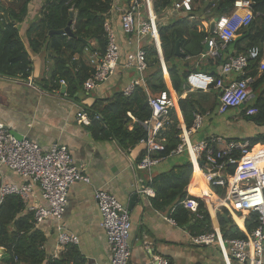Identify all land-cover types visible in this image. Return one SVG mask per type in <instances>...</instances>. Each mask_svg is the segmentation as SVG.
Here are the masks:
<instances>
[{
	"label": "built area",
	"instance_id": "1",
	"mask_svg": "<svg viewBox=\"0 0 264 264\" xmlns=\"http://www.w3.org/2000/svg\"><path fill=\"white\" fill-rule=\"evenodd\" d=\"M123 1L114 0L110 14L107 16L105 31L108 45L103 56L100 57L98 53L92 56L91 65L95 73L85 84L87 91L108 83L121 66V49L113 28L115 17L120 20L124 35L134 41L135 50L127 54L125 67L134 69L141 75V79L123 89V94L130 97L138 87L146 84L143 74L148 69L145 51L148 45L155 46L164 78L167 82L170 80L162 52L160 29L175 18L190 15L194 9L193 1H176L161 14H158L154 7L157 0H130L128 3ZM255 18L256 14L249 1H237L233 12L219 17L215 23L214 33L205 38L206 50L201 57L210 59L219 57L221 51L236 40L240 31L249 27ZM260 53V49L254 47L245 54L229 57L226 63L218 67L217 75L194 71L189 74L185 84L189 86L190 93L217 90L218 111L221 114L230 110H239L245 112L248 117L255 116L258 114V109L247 108L249 99L253 95L254 79L247 77L246 72L252 61L259 60ZM260 71H264V58L260 64ZM234 76L236 79H233ZM62 83L65 84V81ZM174 91V89L169 91V94L163 92L159 98L150 97L148 100L152 117L143 123L148 135L140 142L145 147L146 155L137 164L136 169L147 172L149 183L152 182V170L165 160L164 157L156 156L157 153L166 150L162 133L167 127L173 125L175 127L173 115H176L178 119L176 126L181 131L178 136L181 144L172 151L171 156L186 154L193 171L186 189L187 196L181 205L191 214L202 219L199 201L203 202L213 225L212 232L193 236L191 243L197 247H215L222 256L223 264H264V150L258 155L254 154L256 147L264 149V145L254 146L249 138L224 137H213L193 144L192 137L202 129L206 117L203 113H194L193 125L188 128L180 109L182 98L173 97L171 93ZM3 167L16 173L23 183L2 186L0 205L4 198L11 194L22 196L27 203L33 191L36 188L40 190L45 204L31 209L36 227L49 220L60 223L66 212L71 187L80 182L89 184L91 181L84 169L75 164L67 146L56 144L48 149L42 148L28 138L18 139L0 121V168ZM211 188L215 189L216 198L222 204L217 211H215ZM191 189L198 190V195L192 194ZM140 194L152 197L155 196V191L148 186L141 188ZM95 199L103 219L102 227L111 253L110 264H130L132 222L129 210L106 189L97 190ZM220 210H226L233 221L232 214L244 219L242 231L246 234V239L223 237L218 222ZM252 214L257 215L259 226L249 234L245 224L247 217ZM170 222L176 225L174 220L171 219ZM58 230L60 249L78 244V238L64 232L62 226L59 225ZM2 255L3 249L0 248V257ZM155 262L170 264L160 257H156Z\"/></svg>",
	"mask_w": 264,
	"mask_h": 264
},
{
	"label": "trees",
	"instance_id": "2",
	"mask_svg": "<svg viewBox=\"0 0 264 264\" xmlns=\"http://www.w3.org/2000/svg\"><path fill=\"white\" fill-rule=\"evenodd\" d=\"M129 1L124 0L123 2L128 3ZM176 1L180 0H157L154 4L155 10L161 14ZM192 1L194 9L190 15L175 18L160 29L164 60L173 89L179 95L184 94L187 77L192 73L190 69L193 64L190 61L194 58L199 60L201 54L206 50L204 40L210 36L209 23L215 18L232 13L239 0ZM247 1L251 3L256 18L249 27L240 31L236 40L221 51L219 57L207 59L206 65L213 68V72L210 74L217 75L218 67L228 61L229 55L245 54L254 47L260 49L259 60L252 61L246 72L247 77L254 79L253 94L255 95V100L247 104V108L258 109V114L248 117L243 111L239 113L237 110L232 111L235 114H243L249 122L264 126V71L260 73V64L264 58V0ZM32 3L33 0H0V75L28 79L32 67L26 45L33 53L39 52L43 46H47V48L50 46L57 54L54 80L55 82L61 80L68 82L69 93L74 94L78 87L84 86L92 78L95 69L91 65L79 62L77 73H75L72 70L74 68L70 69L67 64L75 54L84 56L86 50L97 52L100 57L104 55L108 45L105 22L114 0H45L41 8L38 9L39 16L36 15L30 20L25 43L19 25L28 20ZM71 13L74 17L73 36H50L51 30L63 31L67 28L71 20ZM196 14L199 16L197 17ZM192 18L195 20L194 23L189 22ZM202 25L205 28L200 30L199 26ZM85 40L94 43V45L90 46V43L84 42ZM178 42H180V57L176 52ZM145 51L148 66L146 71L147 86L153 92L169 94L155 46L148 45L145 47ZM175 58L186 61L184 70L170 64V61ZM217 94V91L212 90L197 99L189 93L187 99L180 100V109L188 128L193 125V114L200 111L206 112V104L209 105L211 98L210 107L212 106V110L217 108ZM107 101L108 105L99 112L100 114H97L96 111L90 114V128L95 137L102 140L115 138L125 150L136 147L143 139H146L148 132L143 123L151 119L152 110L149 107L148 97L141 89L137 88L130 97H126L122 90ZM131 115L138 121L134 124L132 131L129 130V125L133 121ZM173 119L177 125L176 115H173ZM176 125L165 140V152L157 153V157L167 159L171 156L172 151L181 144L178 137L181 131ZM249 139L254 146L264 145V133ZM263 150L258 146L255 148L254 154L258 155ZM145 155L146 151L142 153L139 163ZM182 156L183 161L180 164L165 173L156 175L149 183L156 192L153 203L159 209L174 207L171 218L178 226L191 232L193 236L212 232V221L203 202L199 201L202 219L197 218L181 205L187 196L186 189L193 173L187 155ZM215 200L217 199L214 198L213 202ZM219 205H221L220 201L218 205L214 206L215 211ZM224 212L228 214L226 210ZM234 216L232 214L233 218ZM236 217L237 224L232 220L227 222L218 214L221 232L225 239L247 238L242 231L244 219ZM245 226L249 234L253 233L259 226L257 215L248 216ZM46 244L47 238L44 232L36 227L34 213L27 212V206L22 196L16 194L6 196L0 205V248L3 249L0 264H86L85 258L81 256L74 245H68L65 251L55 258L47 253ZM217 251L219 252L218 249Z\"/></svg>",
	"mask_w": 264,
	"mask_h": 264
},
{
	"label": "crops",
	"instance_id": "3",
	"mask_svg": "<svg viewBox=\"0 0 264 264\" xmlns=\"http://www.w3.org/2000/svg\"><path fill=\"white\" fill-rule=\"evenodd\" d=\"M41 4H43L41 0H33L28 20L19 25L25 43L30 20L36 15L39 16L38 9L41 8ZM116 18L113 28L120 45L122 63L110 81L99 88L87 91L84 85L71 94L68 82L65 80L55 82L57 54L50 46L48 48L43 46L39 52L33 53L26 45L32 67L28 79L0 75V121L13 134L28 138L42 148L48 149L56 144L67 146L75 164L84 169L91 180L89 184L80 182L71 187L66 212L60 223L49 220L38 226L47 238L46 251L55 258L65 251L66 247L60 249L58 245V226L60 225L64 232L78 238L79 242L74 246L85 258L86 264H110L111 253L102 227L103 219L95 199L97 190L106 189L115 195L130 212L132 222L130 264H156V257L164 258L170 264H223L222 257L215 247L194 246L191 243L193 237L191 232L170 222L174 207L157 208L153 203L156 192L152 197L140 194L141 188L150 186L149 174L136 169L145 151L144 145L140 143L136 147L125 150L115 138L102 140L93 135L90 128V114L95 111L100 114L99 112L108 105L107 100L117 92H122L132 82L141 79V75L136 70L125 67V58L129 52L135 50V46L134 41L124 35L120 20ZM199 29L202 30V26H199ZM94 54L97 52L90 50H86L84 56L75 54L67 66L70 69L74 68L72 70L77 73L79 62L91 65ZM229 57L231 55L227 58ZM206 63L205 58H199L198 62L193 63L191 72L212 73L213 68L205 65ZM143 78L146 81V72ZM233 79L236 77L234 76ZM62 81H65V84ZM165 84L171 92L173 90L171 78L169 82L165 80ZM138 89L146 94L148 100L150 97L159 98L162 94L150 90L147 83ZM189 93L185 89L183 95L175 91L171 95L176 99L181 97L185 100ZM206 93L210 92H191L190 95L193 94L192 96L198 99ZM217 93L218 108L219 92ZM252 97L249 103L255 100V95ZM206 107L209 108L210 105L206 104ZM211 110L212 106L203 112L205 117L212 115ZM239 112L238 110L237 113ZM131 118L133 121L129 125L130 131L138 122L132 115ZM173 121L175 124L176 121L174 119ZM173 127L174 125L165 128L162 133L164 141L172 133ZM242 130L247 133H243ZM260 133H264V126L246 121L243 114H235L232 111L231 118H227L222 133L214 135L212 132H202L195 144L213 137L244 139ZM181 161L183 156L168 157L152 170V177L171 170ZM12 183L22 185L23 180L8 168H0V188ZM192 194L198 195V191L192 190ZM135 195L137 199L134 201ZM214 198L216 197H213V200ZM213 203L216 206L219 200ZM44 204L40 190L36 188L26 203L27 212Z\"/></svg>",
	"mask_w": 264,
	"mask_h": 264
},
{
	"label": "rangeland",
	"instance_id": "4",
	"mask_svg": "<svg viewBox=\"0 0 264 264\" xmlns=\"http://www.w3.org/2000/svg\"><path fill=\"white\" fill-rule=\"evenodd\" d=\"M44 1L45 0H41V2H43L44 3ZM41 5H43V4H41ZM196 16L198 17L199 16V14H196ZM200 18V17H199ZM190 23H194L195 22V20L192 18V19H190V21H189ZM209 26H210V23H209ZM202 28H205V26L204 25H202ZM88 43H90V41H87ZM91 45H94V43H90V46ZM142 47H144V44H142ZM207 59H209L208 57H205V61H207ZM196 62H198V58H194V59H192L191 61H190V63H196ZM185 63H186V61H184V60H181V59H179V58H175V59H172L171 61H170V64L172 65V66H178L181 70H184V65H185ZM206 65V64H205ZM254 95V94H253ZM252 96L250 97V99H249V102L252 100ZM214 102H215V96H214ZM248 102V103H249ZM210 104H212V98H211V102L209 103V105ZM206 109H210V107L209 108H206ZM211 112H212V115L211 116H209V117H206L205 118V122H204V125H203V127H202V129L199 131V133L197 134V135H195V136H193L192 137V142H193V144H195L196 142H197V139H199V136H200V134L202 133V132H205V133H208V132H212L214 135H218V134H220V133H222V130H223V128L225 127V122H226V120H227V118H231V113H232V110H230V111H228V112H226V113H223V114H221V113H219V111H218V108H214L213 110H211ZM246 121H248V120H246ZM252 123V122H251ZM242 132L244 133V132H246L247 133V131H243L242 130ZM219 136H221V135H219ZM211 193H212V196L213 197H217V193H216V191H215V189L214 188H211ZM222 212H224V210H220L219 211V213L221 214ZM236 219H237V217H236V215L234 216V223H236L237 224V222H236ZM219 222V221H218ZM236 224H233L234 226L236 225ZM239 228V227H238ZM240 229V228H239ZM240 230H242V229H240Z\"/></svg>",
	"mask_w": 264,
	"mask_h": 264
},
{
	"label": "water",
	"instance_id": "5",
	"mask_svg": "<svg viewBox=\"0 0 264 264\" xmlns=\"http://www.w3.org/2000/svg\"><path fill=\"white\" fill-rule=\"evenodd\" d=\"M70 22L67 26V28L63 31H50V36H53V35H69L70 37L73 36V23H74V17H73V13H71L70 15ZM218 18H215L211 23H210V28H209V33L210 34H213L214 33V28H215V23L217 22ZM85 43H88L86 40L84 41ZM176 52H177V55L180 57L181 56V53H180V42L177 43V46H176ZM165 62V61H164ZM185 89L187 91H189V86L187 84H185ZM14 136L17 137L18 139H22L23 137L22 136H19L17 134L14 133ZM137 199V195H135L133 197V200L135 201ZM227 222H230L231 221V217L226 213V212H222L220 214Z\"/></svg>",
	"mask_w": 264,
	"mask_h": 264
},
{
	"label": "bare ground",
	"instance_id": "6",
	"mask_svg": "<svg viewBox=\"0 0 264 264\" xmlns=\"http://www.w3.org/2000/svg\"><path fill=\"white\" fill-rule=\"evenodd\" d=\"M192 190H195L196 191V189H191V193H192ZM198 191V190H197ZM199 193V192H198Z\"/></svg>",
	"mask_w": 264,
	"mask_h": 264
},
{
	"label": "clouds",
	"instance_id": "7",
	"mask_svg": "<svg viewBox=\"0 0 264 264\" xmlns=\"http://www.w3.org/2000/svg\"><path fill=\"white\" fill-rule=\"evenodd\" d=\"M220 214V213H219ZM233 221V220H232ZM234 222V221H233ZM220 225V224H219Z\"/></svg>",
	"mask_w": 264,
	"mask_h": 264
}]
</instances>
